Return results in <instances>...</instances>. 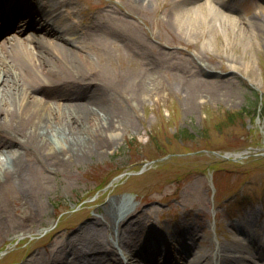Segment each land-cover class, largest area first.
Instances as JSON below:
<instances>
[{
    "label": "rangeland",
    "instance_id": "374dc122",
    "mask_svg": "<svg viewBox=\"0 0 264 264\" xmlns=\"http://www.w3.org/2000/svg\"><path fill=\"white\" fill-rule=\"evenodd\" d=\"M192 1L158 0L151 9L130 12V0H124L126 7L122 0H70L72 23L86 22L78 34L95 52L94 62L126 78L146 73L154 79L144 84L139 100L115 94L125 126L117 127L105 153L49 174L53 186L42 195L47 213L33 231L0 242V264H22L29 254V264H49L75 233L90 242L91 234H83L87 224L104 244L111 243L90 253V261L113 264L115 256L125 259L129 253L116 244L117 235L143 209L148 212L139 245L158 233L162 239L154 242L160 250L164 243L178 247L173 264L191 258L185 249L203 250L207 236L213 257L226 245L264 264V253L253 245L264 242V37L259 40L245 25L250 20L264 25V0ZM183 2L190 10L177 14ZM116 7L128 15L108 12ZM91 25L107 26L118 37H103L105 49L95 50L99 39L89 38ZM36 31L28 28L24 35ZM197 86L218 87L224 95L211 99ZM13 206L26 215L20 203ZM183 229L193 236L173 235ZM124 231L136 232L134 226Z\"/></svg>",
    "mask_w": 264,
    "mask_h": 264
},
{
    "label": "bare ground",
    "instance_id": "6f19581e",
    "mask_svg": "<svg viewBox=\"0 0 264 264\" xmlns=\"http://www.w3.org/2000/svg\"><path fill=\"white\" fill-rule=\"evenodd\" d=\"M2 1L0 14H4L6 8L2 7ZM14 1H17V6L22 5L21 0ZM130 1V12L151 9L158 4V0ZM49 2L51 0H47ZM185 2L195 3L192 0ZM123 3L124 0L122 5L126 7ZM217 3L226 4L223 0ZM25 7L18 9L22 12L28 10L22 17L13 12L9 15L12 18L11 26L18 27L19 33L27 27H39V34L27 37L32 48H25L21 44L23 37L14 33L6 36L5 44L0 47V242L10 236L14 238L17 234L31 232L33 226L41 224L47 213L42 195H48L53 186L49 174L66 171L86 157L105 153L111 146L109 138L116 133V129L125 126L123 112L117 109L112 99L115 94L139 100L141 97L137 95L142 92L144 84L154 79L150 77L148 80L146 73L134 75L131 79L126 78L125 74L111 72L104 62L93 61L95 52L80 42L81 38L84 40L86 37L77 35L78 26L62 27L56 20H47L46 12L39 6ZM176 7L177 14L190 10L184 2ZM108 12L125 17L128 15L120 7L111 8ZM245 25H248L253 36L263 40L264 25L260 21L250 20ZM112 36L118 37L117 32L107 26L95 25L89 38L99 39L100 42L93 47L99 50L106 46L105 41L102 44L103 37ZM52 84H55L56 90L52 89ZM196 89H206L211 99L219 100L224 95L218 94V87L197 86ZM14 202L21 204L20 208L26 215L17 214L20 209L15 210ZM120 208H124L123 205ZM146 212L148 210L143 209L134 218L125 219V227L115 242L129 253H125V259L115 256L113 264H173L172 255L159 253V242H154L162 239V236L157 237L158 233L153 232L139 245L142 216ZM87 225L85 227L89 228L83 234H91L90 242L85 241L79 232L75 233L71 239L61 242L56 257L49 264H79L81 258L88 262L86 264H92L90 258L93 260L94 257L91 254L111 247V243L104 244L91 229L93 227ZM132 226L136 232L125 233L124 229ZM56 235L59 236L58 232L51 234L54 239ZM173 235L178 238L193 236L185 229ZM236 238L233 237V241L238 240ZM202 242L203 250L185 249L183 254L191 258H185L184 264H260L246 260L239 251L226 245L218 249L214 258L209 254L215 249L209 237L202 239ZM253 245H257L261 256L264 242ZM174 250L178 251V247ZM58 251H61L59 255ZM180 253L178 256H182ZM68 255L75 259L68 261ZM29 256L28 261L22 264H29L32 255Z\"/></svg>",
    "mask_w": 264,
    "mask_h": 264
},
{
    "label": "trees",
    "instance_id": "16d2710c",
    "mask_svg": "<svg viewBox=\"0 0 264 264\" xmlns=\"http://www.w3.org/2000/svg\"><path fill=\"white\" fill-rule=\"evenodd\" d=\"M262 118L264 119V104H262ZM105 184H103L102 186H104Z\"/></svg>",
    "mask_w": 264,
    "mask_h": 264
}]
</instances>
